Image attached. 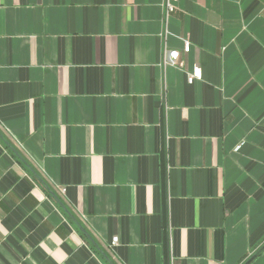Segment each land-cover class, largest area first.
Returning a JSON list of instances; mask_svg holds the SVG:
<instances>
[{"label": "crops", "instance_id": "obj_1", "mask_svg": "<svg viewBox=\"0 0 264 264\" xmlns=\"http://www.w3.org/2000/svg\"><path fill=\"white\" fill-rule=\"evenodd\" d=\"M162 1L0 0V264H264V0Z\"/></svg>", "mask_w": 264, "mask_h": 264}, {"label": "built area", "instance_id": "obj_2", "mask_svg": "<svg viewBox=\"0 0 264 264\" xmlns=\"http://www.w3.org/2000/svg\"><path fill=\"white\" fill-rule=\"evenodd\" d=\"M179 0H163L162 1V7H163V15L165 19H168V17L176 10L177 3ZM190 44L187 40L183 41V49L182 51L184 53H187L189 51ZM180 58V51L176 49H168L165 48L163 53V64L164 65H178ZM182 66V65H181ZM195 77L191 74L187 75V81L191 82L193 81ZM64 191V189H61ZM117 236H113L110 240L111 245L115 244L117 241ZM167 264H173V257H169Z\"/></svg>", "mask_w": 264, "mask_h": 264}, {"label": "trees", "instance_id": "obj_3", "mask_svg": "<svg viewBox=\"0 0 264 264\" xmlns=\"http://www.w3.org/2000/svg\"><path fill=\"white\" fill-rule=\"evenodd\" d=\"M244 263H246V262H244Z\"/></svg>", "mask_w": 264, "mask_h": 264}]
</instances>
